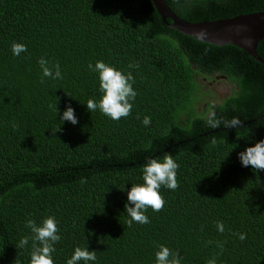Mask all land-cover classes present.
Wrapping results in <instances>:
<instances>
[{
    "label": "trees",
    "instance_id": "trees-1",
    "mask_svg": "<svg viewBox=\"0 0 264 264\" xmlns=\"http://www.w3.org/2000/svg\"><path fill=\"white\" fill-rule=\"evenodd\" d=\"M164 1L191 22L264 11V0ZM171 23L151 0H0V264L17 256L30 264L32 240L17 247L32 235L26 221L50 215L61 236L54 264H66L78 246L96 251L87 264H156L161 244L178 251L182 264L214 257L216 264H264V171L238 157L264 139V64ZM13 42L27 51L13 55ZM256 51L264 59V38ZM41 57L58 62L63 79L41 83ZM97 61L132 72L137 96L127 118L87 109L102 95L88 68ZM212 73L235 85L219 105L206 101L209 88L197 80ZM69 104L76 125L60 120ZM212 106L221 121L237 117L243 127L210 128ZM166 152L180 164L179 187L162 186L163 210L149 208L150 223L128 227V191L143 182L147 161Z\"/></svg>",
    "mask_w": 264,
    "mask_h": 264
},
{
    "label": "clouds",
    "instance_id": "clouds-1",
    "mask_svg": "<svg viewBox=\"0 0 264 264\" xmlns=\"http://www.w3.org/2000/svg\"><path fill=\"white\" fill-rule=\"evenodd\" d=\"M13 55L19 56L22 52L27 51L25 44L13 42L11 46ZM41 71V83H44V77L53 80L63 79L61 68L58 62H50L49 60L41 57L38 61ZM139 63L128 65L129 69L139 68ZM88 68L98 73L99 77V91L102 93L99 101L89 99L86 103L87 109L90 112L99 111L110 117L112 120L119 121L121 118H127L131 115L133 101L137 96L136 90L133 88L135 83L131 71L123 72L117 69L114 65H110L104 61H97L93 66L92 63L88 64ZM68 96H71L67 94ZM51 108L57 113L59 109L57 103L50 105ZM140 117L137 116V119ZM60 120L69 121L73 125L78 123L75 115V109L69 104L60 116ZM207 125L212 129H218L223 123L225 128H240L243 127L241 119L233 117L231 120H223L217 118L215 106H212L206 117ZM145 126L151 124V117L145 116L142 120ZM15 127V125H14ZM60 129H57L59 131ZM218 141L213 138L211 144L215 146ZM238 157L242 166H251L257 172L264 171V139L255 142L253 146L245 148L244 151L238 153ZM180 164L174 159L171 153L166 152L161 160L159 157L151 158L143 166L142 183L132 184L130 191L127 193L128 203L125 204V211L130 217L127 221V226L131 227L133 222L139 224L150 223L149 217L146 212L151 208L155 212L163 210L166 201L160 193L161 187H167L170 190H176L179 187V180L177 178V170ZM82 184L86 183V179H81ZM132 205V206H129ZM59 222L54 216H48L40 224L35 220L28 219L26 227L31 230V236H24L18 248H25L29 240H32L30 264H54L53 253L56 251L55 244L61 240L59 235ZM218 232L225 231V225L222 221L216 222ZM235 235L241 241L247 237L244 233H236ZM211 243V242H209ZM221 252L223 251V244L218 243ZM159 250L155 253L156 264H182L183 257L178 251L172 250L169 247L161 244L158 246ZM96 251L89 250V247H76L73 255L67 260L66 264H79L84 261H96ZM14 264H21L19 256H17ZM207 264H216L215 257L210 259Z\"/></svg>",
    "mask_w": 264,
    "mask_h": 264
},
{
    "label": "water",
    "instance_id": "water-1",
    "mask_svg": "<svg viewBox=\"0 0 264 264\" xmlns=\"http://www.w3.org/2000/svg\"><path fill=\"white\" fill-rule=\"evenodd\" d=\"M151 2L164 21L172 20L170 28L211 44H234L264 64V59L256 52L257 44L264 38V11L191 22L178 17L164 0Z\"/></svg>",
    "mask_w": 264,
    "mask_h": 264
},
{
    "label": "rangeland",
    "instance_id": "rangeland-1",
    "mask_svg": "<svg viewBox=\"0 0 264 264\" xmlns=\"http://www.w3.org/2000/svg\"><path fill=\"white\" fill-rule=\"evenodd\" d=\"M206 78L207 79L204 83V86L206 88H209V94L211 93L214 95L213 97L208 98V100H211V102H217L218 100H220L221 98H223L226 94L230 92L231 90L230 83L224 80L222 77L217 76L218 79H215L216 77L210 78V79L208 77ZM203 107H204V104H200V108H203Z\"/></svg>",
    "mask_w": 264,
    "mask_h": 264
},
{
    "label": "flooded vegetation",
    "instance_id": "flooded-vegetation-1",
    "mask_svg": "<svg viewBox=\"0 0 264 264\" xmlns=\"http://www.w3.org/2000/svg\"><path fill=\"white\" fill-rule=\"evenodd\" d=\"M217 76L218 77H222L224 80H226V81H228L229 83H230V85H231V90H230V92L228 93V94H226L223 98H221L220 100H218L217 102H211V100H208V98H211V97H213L214 95L213 94H209L208 96H207V98H206V101H209V102H211V104L212 105H219L222 101H223V99L224 98H226V97H228L229 95H230V93H231V91L233 90V88L235 87V85H234V83L233 82H231L227 77H225V76H223V75H218V74H210L209 76H201V77H199L197 80L199 81V83H200V85L202 86V85H204V83H205V81H206V77H208L209 79L210 78H215V79H218L217 78ZM210 96V97H209ZM205 106V105H204Z\"/></svg>",
    "mask_w": 264,
    "mask_h": 264
},
{
    "label": "bare ground",
    "instance_id": "bare-ground-1",
    "mask_svg": "<svg viewBox=\"0 0 264 264\" xmlns=\"http://www.w3.org/2000/svg\"><path fill=\"white\" fill-rule=\"evenodd\" d=\"M257 52V51H256Z\"/></svg>",
    "mask_w": 264,
    "mask_h": 264
}]
</instances>
